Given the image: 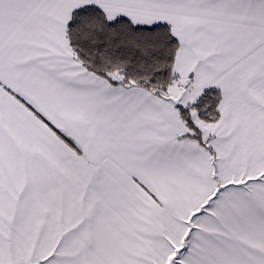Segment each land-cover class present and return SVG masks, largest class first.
<instances>
[{
	"label": "snow or ice",
	"instance_id": "snow-or-ice-1",
	"mask_svg": "<svg viewBox=\"0 0 264 264\" xmlns=\"http://www.w3.org/2000/svg\"><path fill=\"white\" fill-rule=\"evenodd\" d=\"M0 264H264V0H0Z\"/></svg>",
	"mask_w": 264,
	"mask_h": 264
}]
</instances>
